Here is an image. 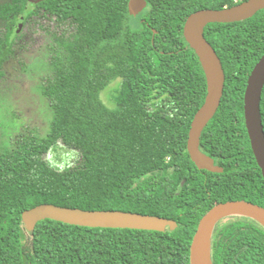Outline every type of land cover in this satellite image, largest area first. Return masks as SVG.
Here are the masks:
<instances>
[{
    "label": "trees",
    "instance_id": "obj_1",
    "mask_svg": "<svg viewBox=\"0 0 264 264\" xmlns=\"http://www.w3.org/2000/svg\"><path fill=\"white\" fill-rule=\"evenodd\" d=\"M129 1L0 3L7 27L0 37V81L14 50L12 33L23 36L22 23L34 17L56 24L48 31L51 73L42 85L54 114L51 130L46 137L37 130L17 135L0 147V264H191L194 234L216 196L264 206V176L244 110L248 76L264 53V9L206 28L226 74L220 107L201 137L203 151L225 167L216 173L200 169L188 151L208 85L183 26L200 5L222 8L235 0H149L143 20L130 13ZM117 79L109 106L102 93ZM261 112L264 124V89ZM60 143L79 152L75 165L60 167L47 158ZM42 203L159 215L177 227H88L45 219L27 230L22 213ZM212 261L264 264V225L244 215L220 218Z\"/></svg>",
    "mask_w": 264,
    "mask_h": 264
},
{
    "label": "water",
    "instance_id": "obj_2",
    "mask_svg": "<svg viewBox=\"0 0 264 264\" xmlns=\"http://www.w3.org/2000/svg\"><path fill=\"white\" fill-rule=\"evenodd\" d=\"M146 0H130L129 10L137 15L144 8ZM264 9V0H244L221 9H204L192 13L186 20L184 36L195 50L204 69L208 91L204 103L196 112L188 138V151L200 169L223 172L214 159L202 151L201 137L204 129L217 113L224 95L226 74L221 58L214 46L205 37V27L210 23H231L253 17ZM264 87V55L254 67L245 93V120L251 146L264 176V124L261 112V99ZM244 215L254 218L264 225V206L247 200H229L215 204L201 219L191 245V264H202V243L207 231L225 216ZM27 230L34 231L38 222L53 219L64 223L88 226L130 228L166 231L175 229L173 219L159 215L143 214L124 210H87L66 207L53 203H42L22 213ZM211 263L212 237H211Z\"/></svg>",
    "mask_w": 264,
    "mask_h": 264
},
{
    "label": "rangeland",
    "instance_id": "obj_3",
    "mask_svg": "<svg viewBox=\"0 0 264 264\" xmlns=\"http://www.w3.org/2000/svg\"><path fill=\"white\" fill-rule=\"evenodd\" d=\"M5 1L0 0V3ZM132 23L138 25L135 18ZM6 29L0 21V37ZM53 30H56L55 22L34 17L22 23L20 33L23 36L16 39L19 33L11 35L16 42L4 65L5 77L0 81V147L9 144L17 135L37 130L41 137H46L51 130L54 114L42 85L51 73L49 58L53 39L49 32ZM5 39L9 41L8 37ZM119 84V79L113 81L102 93V100L109 106L114 104L111 93ZM60 146L47 158L60 167L75 165L80 158L79 152L63 143Z\"/></svg>",
    "mask_w": 264,
    "mask_h": 264
},
{
    "label": "flooded vegetation",
    "instance_id": "obj_4",
    "mask_svg": "<svg viewBox=\"0 0 264 264\" xmlns=\"http://www.w3.org/2000/svg\"><path fill=\"white\" fill-rule=\"evenodd\" d=\"M244 0H235V5L236 4H239V3H241V2H243ZM130 2V1H129ZM224 7H227V6H224ZM224 7H222V8H224ZM204 9H221V8H218V7H206L205 5H200V7H198V8H196V9H194L191 13H189V15L187 16V18L192 14V13H194V12H196V11H201V10H204ZM146 11H149V0H146V4H145V6H144V8L143 9H141L140 10V12L137 14V18L139 17L140 18V20H143V14H146ZM187 18H186V20H187ZM186 20H185V23H186ZM185 23H184V26H185ZM184 26H183V35H184ZM206 28H207V26L205 27V37L207 38V36H206ZM184 38H185V36H184ZM185 40H186V38H185ZM207 40H208V38H207ZM209 41V40H208ZM16 42V41H15ZM14 42V43H15ZM186 42H187V46L188 47H190V48H192L191 46H190V44L188 43V41L186 40ZM210 42V41H209ZM211 43V42H210ZM193 49V48H192ZM195 51V50H194ZM263 55H264V53H263ZM262 55V56H263ZM261 56V57H262ZM261 57H260V59H261ZM259 59V60H260ZM259 60L256 62V64L259 62ZM256 64L254 65V67L256 66ZM254 67H253V69H254ZM253 69H252V71H253ZM252 71H251V73H252ZM251 73L249 74V76H248V79H247V85H248V80H249V77H250V75H251ZM118 80V79H117ZM121 82V81H120ZM121 84V83H120ZM120 84H119V86H120ZM247 85H246V89H247ZM118 86V87H119ZM263 89H264V87H263ZM245 93H246V91H245ZM263 93V92H262ZM114 103V102H113ZM244 110H245V104H244ZM245 123H246V120H245ZM247 126V125H246ZM248 134H249V132H248ZM250 138V137H249ZM251 141V140H250ZM252 147V146H251ZM201 149H202V146H201ZM202 151H203V149H202ZM204 152V151H203ZM254 152V151H253ZM206 154H208L209 156H211L213 159H214V161H215V164L216 165H219V166H221V167H223L224 168V170H225V167L223 166V165H221L219 162H218V160L213 156V155H211V154H209V153H207V152H205ZM255 155V154H254ZM255 158H256V156H255ZM257 160V159H256ZM258 163V162H257ZM207 170V169H206ZM209 171V170H208ZM211 172H213V171H211ZM216 173H220V172H216ZM220 196L218 195V196H216L215 197V201H216V203L215 204H217V203H219V202H223V201H219L218 200V198H219Z\"/></svg>",
    "mask_w": 264,
    "mask_h": 264
},
{
    "label": "bare ground",
    "instance_id": "obj_5",
    "mask_svg": "<svg viewBox=\"0 0 264 264\" xmlns=\"http://www.w3.org/2000/svg\"><path fill=\"white\" fill-rule=\"evenodd\" d=\"M211 237H212V227L207 231L205 238L202 243V264H212L211 263Z\"/></svg>",
    "mask_w": 264,
    "mask_h": 264
}]
</instances>
